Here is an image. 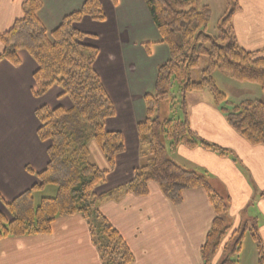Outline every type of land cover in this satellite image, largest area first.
I'll return each instance as SVG.
<instances>
[{
	"label": "crops",
	"instance_id": "obj_1",
	"mask_svg": "<svg viewBox=\"0 0 264 264\" xmlns=\"http://www.w3.org/2000/svg\"><path fill=\"white\" fill-rule=\"evenodd\" d=\"M85 1L40 0L41 9L36 17L49 40L63 18L78 11ZM24 2L0 0V34L22 18ZM100 3L105 20L83 18L74 29L85 34L86 45L98 49L93 68L114 108L113 117L105 121V130L123 135L124 151L116 156L115 167L105 182L95 188L96 194L124 186L134 169L148 163L147 155L141 152L136 127L145 121L143 98L153 92L157 68L169 59L168 49L161 43L143 0ZM237 4L231 21L237 45L264 57V0H237ZM145 45H149L148 49ZM18 58L21 64L17 68L0 62V197L5 203L35 187V175L48 164L50 143L37 138L39 122L35 111L41 106L71 108L67 98L58 99L61 90L57 87L35 98L33 74L37 66L25 51H19ZM202 101L186 98V113L179 120H186L198 137L222 147L228 154L220 157L201 147L179 146L170 158L208 182L215 181L224 190L231 202L225 223L233 233L244 218L248 219L243 210L253 197L257 198V214L264 218V148L249 146L230 129L223 114L207 100ZM89 153L91 162L105 170V160L94 143L89 145ZM4 211L0 204V213ZM100 213L125 241L133 255L132 264H203L200 249L214 218L203 190L184 191L180 205L173 206L157 185L150 183L146 197L125 195L107 200L101 204ZM256 229L264 247V222ZM219 259L216 254L210 264H219ZM0 264L101 261L85 220L69 216L57 218L47 236L0 240ZM249 264H256V259L250 258Z\"/></svg>",
	"mask_w": 264,
	"mask_h": 264
},
{
	"label": "trees",
	"instance_id": "obj_2",
	"mask_svg": "<svg viewBox=\"0 0 264 264\" xmlns=\"http://www.w3.org/2000/svg\"><path fill=\"white\" fill-rule=\"evenodd\" d=\"M143 1L161 43L169 52L168 61L157 68L153 92L143 98L145 121L136 127L139 143L148 147V163L134 169L127 184L103 194H96L94 190L114 169L116 156L124 151V139L120 132L105 130V121L113 117L114 108L93 68L98 49L86 45L83 42L85 34L74 29L83 18L95 22L105 20L100 0H86L78 11L64 17L50 33L51 40L36 17L41 9L40 0H25L22 18L0 34L3 47L0 62L6 61L17 68L21 64L18 52L25 51L36 64L33 74L36 90L32 93L35 98H41L57 87L61 90L58 99L67 98L71 103L68 110L61 106L54 109L41 106L35 111L39 122L37 138L40 142L50 143L48 164L35 175L38 181L35 187L9 203L0 197V204L9 216L6 219L0 213V240L47 236L57 218L80 216L89 228L101 264H132L133 255L121 235L100 213V206L107 200H118L125 195L146 197L148 185L154 183L173 206L180 205L184 191L199 189L205 192L214 218L200 249L203 264H210L216 254L229 229L223 216L227 210L225 200L214 193L205 177L170 160L161 140L170 143L171 152L179 146L201 147L225 157L227 150L199 138L186 120H159L156 114L166 95L165 88L172 81L180 89L184 115L186 95L207 89L230 129L249 146L264 148V98L229 107L211 77L215 71L220 72L237 82L258 85L264 95V57L237 46L231 26L232 17L238 10L237 0H225L228 10L217 26L216 37L205 32L211 10L201 0ZM217 41L223 45H217ZM148 47L145 45L146 49ZM200 57H205L207 64L200 71V80L193 81L191 73L198 68ZM91 143L103 156L105 170L91 162ZM49 186L55 188V196L41 198L35 205L33 195ZM246 230L247 226L234 231H238V237L219 264H238ZM256 230V226L251 225L250 234L257 248L256 264H264V247Z\"/></svg>",
	"mask_w": 264,
	"mask_h": 264
},
{
	"label": "rangeland",
	"instance_id": "obj_3",
	"mask_svg": "<svg viewBox=\"0 0 264 264\" xmlns=\"http://www.w3.org/2000/svg\"><path fill=\"white\" fill-rule=\"evenodd\" d=\"M203 2H204V5L209 4L210 7L209 6L208 7L211 8L210 9L211 10L210 20H209V24L205 32L207 35L211 37H216L217 26L220 20L226 15V12L228 10L227 5L225 3V0H203ZM217 45H223V43L217 41ZM2 50H3V47H2ZM206 64H207V59L205 57H200L198 68L193 70L191 73V79L193 81L200 80V71L206 67ZM211 77L213 81L215 82L218 90L221 93H223V95L226 97V101L227 103H229V107L231 104L235 105L243 101H262L264 98V95L258 85L237 82L233 79H230L228 76L220 72H217V71H215L211 75ZM165 91H166V95L164 96L163 100L160 102L159 107H158V112L156 114L158 119L159 120H164V119L166 120H173V119L177 120L178 119L179 120L181 119L183 116L182 99H181L180 89L178 85L174 81H172L169 87L165 88ZM186 98H189V100L192 102L207 100V102L211 103V105H213V107L217 109V106L214 103V99L212 98L211 93L207 89L189 93L186 95L185 99ZM161 141H162L163 146L166 148L167 157L170 160H173V158H170V157H173V154H175L176 151L171 152L169 150L170 143L166 139H162ZM208 143H211V142H208ZM140 148H141V152L143 153V155H148L147 154L148 147L146 144L144 145L140 143ZM226 153L228 154V152ZM146 164L147 163H144V165ZM206 181L208 182V180ZM208 183L210 187L213 189L214 193L225 200V203L227 206L226 213L223 215L225 218L227 215V212H229L228 209L231 206V202L229 200L230 198L227 197L224 190L215 181L208 182ZM54 196H55V188L51 186L46 187L44 190L37 192L33 195L34 203L35 205H37L41 198H53ZM256 207H257V198L253 197V199L247 203L245 210H243V213H245V216H247L248 219L244 218V223H242L241 226L237 230L241 231L246 226H247V230L245 231L244 237L242 240L241 250H240L239 257H238V264H249L250 258L252 259L255 258L257 262V248H256L255 242L253 241L251 237L250 230H251V225H254L256 227L260 226L262 222H264V218L261 217V215L257 214ZM3 214L6 216V219H9V216L6 210L3 212ZM249 219L252 221H249ZM229 230H230V227L227 230V233L224 235L216 251V254L220 256L219 262H221L222 259L227 255L228 251L230 250L233 244V240L236 237H238V231L232 233Z\"/></svg>",
	"mask_w": 264,
	"mask_h": 264
}]
</instances>
